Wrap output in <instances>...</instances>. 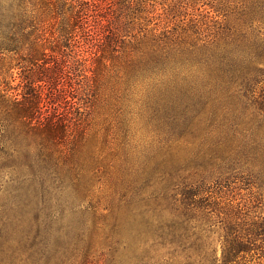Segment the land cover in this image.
<instances>
[{
	"label": "trees",
	"instance_id": "16d2710c",
	"mask_svg": "<svg viewBox=\"0 0 264 264\" xmlns=\"http://www.w3.org/2000/svg\"><path fill=\"white\" fill-rule=\"evenodd\" d=\"M152 12L0 0V264H264V214L220 195L264 192V0L191 34Z\"/></svg>",
	"mask_w": 264,
	"mask_h": 264
},
{
	"label": "rangeland",
	"instance_id": "374dc122",
	"mask_svg": "<svg viewBox=\"0 0 264 264\" xmlns=\"http://www.w3.org/2000/svg\"><path fill=\"white\" fill-rule=\"evenodd\" d=\"M137 1L142 5L144 10H154V12L150 14L151 16H160L165 20L171 19V26L184 27L191 34V30H193V26L197 22H199V24L195 27V30L203 22H207L208 25L211 26V30H214L218 26H225L226 24L227 26H237L235 25L236 23H248L250 20V11L254 6L255 0ZM110 105L108 103H102L94 113L96 127L100 129V135L108 122H114L115 112ZM148 142L153 145L152 151L148 154L152 164H154V162H157V159H162L164 155L160 153L157 139L148 138ZM140 160L137 163V168H143V161ZM220 195H223L224 199L233 200L234 204H239L245 211L251 214H264V192L259 190L256 186H247L244 181L238 180L236 184L223 187ZM13 224H18L15 235L23 236V219L15 220ZM220 251L219 247V252ZM95 262L96 260L94 263ZM251 264H257V259L251 262Z\"/></svg>",
	"mask_w": 264,
	"mask_h": 264
}]
</instances>
